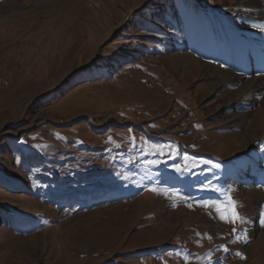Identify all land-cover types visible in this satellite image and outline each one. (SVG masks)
<instances>
[{"label":"rangeland","instance_id":"374dc122","mask_svg":"<svg viewBox=\"0 0 264 264\" xmlns=\"http://www.w3.org/2000/svg\"><path fill=\"white\" fill-rule=\"evenodd\" d=\"M260 13L264 0H0V264H264V93L218 84L258 74L243 52L264 42ZM227 189L248 243L201 206H227Z\"/></svg>","mask_w":264,"mask_h":264},{"label":"snow or ice","instance_id":"6c2138e0","mask_svg":"<svg viewBox=\"0 0 264 264\" xmlns=\"http://www.w3.org/2000/svg\"><path fill=\"white\" fill-rule=\"evenodd\" d=\"M261 30L264 31V28H262ZM258 74H260V73H258ZM262 98H264V97H262ZM153 127H155V125H153ZM197 127H199V125H197ZM109 139L111 140V137ZM135 139H136V137H132L133 141ZM37 147H39V145H37ZM160 154L164 155L163 150H160ZM169 155H170V153H169ZM185 159H187V157H185ZM146 163L148 165H154L157 163V161L149 160V161H146ZM207 163H211V161H207ZM193 167H196V165H194ZM214 167L220 168L221 165L217 163L214 165ZM176 170L181 171L182 169L180 166H176ZM187 170H190V169H187ZM209 188L212 191L221 192V189L219 187L211 185V182H209ZM151 191L156 192L157 189L152 188ZM232 191H234V190L233 189L224 190V195L227 197V201H228L227 206L222 204V203H219V202H205L201 206L204 208H215V212L218 214V218L220 220L224 221L225 223H229L233 226L231 229V234H233L235 236L233 243H237V242L248 243L249 237L247 234V229L246 228L245 229H238L237 225L238 224H244V223H247L250 221H247L246 218L241 215V213L239 211V205H238L237 201L232 196ZM172 195H173V198H179L181 200H187L188 199V197L182 196L181 193H179V192H174ZM191 206L192 205L189 204V207H191ZM259 223L262 227H264V212H262L260 214ZM241 232H243V234H241ZM197 235H201V234L197 233ZM208 239H211V237L209 236ZM222 250L225 254L229 253V251H230V249L227 245H224ZM176 255H180V253L177 252ZM234 255L236 257H239L240 259H246V257L240 251H236L234 253ZM196 259H199V257H196ZM208 259H209V261H212L213 258H212V256H209ZM184 260L187 262L189 260V257L185 256ZM216 264H219V261H217Z\"/></svg>","mask_w":264,"mask_h":264},{"label":"bare ground","instance_id":"6f19581e","mask_svg":"<svg viewBox=\"0 0 264 264\" xmlns=\"http://www.w3.org/2000/svg\"><path fill=\"white\" fill-rule=\"evenodd\" d=\"M262 15L263 14L260 13L261 19L264 18ZM258 44H260V46L258 45L254 46L253 47L254 51L252 52L250 51V46L246 47L243 52L244 54L243 57L244 59L251 60L250 55L252 53L253 57L256 60V63H259L257 73L260 74H257L254 78H252L249 76V72L247 70H245L244 74L238 77L229 73L228 75L223 76L222 80L218 83L219 85L220 84L226 85V83L232 84V86H235L237 88L236 91L233 92L232 95L233 100H237L244 93H248L252 98L255 96V94L259 96L261 93H264V42H258ZM246 51L248 53H246ZM260 103H262L263 107H260L255 112H253V115H255L254 120L256 122L264 121V98H262V101H260ZM260 195L264 196V191H260Z\"/></svg>","mask_w":264,"mask_h":264}]
</instances>
